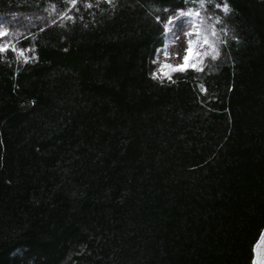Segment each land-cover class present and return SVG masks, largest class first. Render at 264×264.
Listing matches in <instances>:
<instances>
[{"label":"trees","instance_id":"16d2710c","mask_svg":"<svg viewBox=\"0 0 264 264\" xmlns=\"http://www.w3.org/2000/svg\"><path fill=\"white\" fill-rule=\"evenodd\" d=\"M203 2L0 0V264H251L264 0ZM178 7L198 69L153 79Z\"/></svg>","mask_w":264,"mask_h":264},{"label":"snow or ice","instance_id":"6c2138e0","mask_svg":"<svg viewBox=\"0 0 264 264\" xmlns=\"http://www.w3.org/2000/svg\"><path fill=\"white\" fill-rule=\"evenodd\" d=\"M71 3L76 4L77 0H70ZM107 3L111 4L112 0H106ZM204 6L203 0H201V7ZM217 7H220V4L217 3ZM158 11L162 12H169L168 8H163V9H157ZM222 10L225 13H228L231 9L228 3H224ZM200 13L198 11H193V9L188 8L187 10H184L182 8H177L175 10V14L167 16L166 20L167 22L162 21L161 16L157 15L155 19L161 23H163V31L165 33H168L170 31V26L171 24L177 20L178 16L179 17H192V16H199ZM217 20L219 21V17H217ZM6 33L5 32H0V36H4ZM215 35V33H213ZM233 39H236V37H233ZM204 43L207 44L208 41L207 39L204 40ZM8 48L7 45L5 46H0V53H3L6 51ZM13 52H15V49H12ZM156 51H160V48H157ZM20 55H23L21 52ZM164 55L167 56L168 53L165 51ZM176 55H179L177 53ZM198 53H195L192 47V42L189 41L188 47L185 49V54L182 57V62L177 63V64H168L164 63L161 65L160 72L162 77L167 78L168 80H172V75L171 73L173 72H186L189 69L192 70H197L198 65L193 62L194 56H198ZM155 62V61H153ZM153 79L156 78V73L152 72L151 73ZM202 91H204L202 87ZM251 264H264V228L260 229L257 238L255 239L254 243L252 244V256H251Z\"/></svg>","mask_w":264,"mask_h":264},{"label":"rangeland","instance_id":"374dc122","mask_svg":"<svg viewBox=\"0 0 264 264\" xmlns=\"http://www.w3.org/2000/svg\"><path fill=\"white\" fill-rule=\"evenodd\" d=\"M190 21L185 22L180 19L171 24L170 31L167 33L169 41L165 42L163 48L155 56L154 72L157 78H162L160 68L164 63L177 64L182 62V57L185 54V49L188 47L189 41L193 42L195 37L193 30L197 20L190 19ZM209 26H211L210 20ZM165 51L168 53L167 56L164 55ZM177 53L179 55H176Z\"/></svg>","mask_w":264,"mask_h":264}]
</instances>
